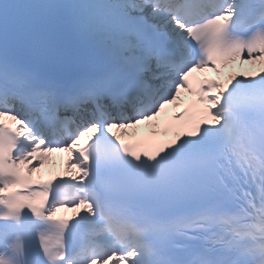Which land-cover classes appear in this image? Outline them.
Segmentation results:
<instances>
[{
  "label": "snow or ice",
  "instance_id": "6c2138e0",
  "mask_svg": "<svg viewBox=\"0 0 264 264\" xmlns=\"http://www.w3.org/2000/svg\"><path fill=\"white\" fill-rule=\"evenodd\" d=\"M0 264H264V0H0Z\"/></svg>",
  "mask_w": 264,
  "mask_h": 264
},
{
  "label": "bare ground",
  "instance_id": "6f19581e",
  "mask_svg": "<svg viewBox=\"0 0 264 264\" xmlns=\"http://www.w3.org/2000/svg\"><path fill=\"white\" fill-rule=\"evenodd\" d=\"M248 66L250 67L251 65H248ZM251 67H253V66H251ZM256 68L259 69V66L257 65Z\"/></svg>",
  "mask_w": 264,
  "mask_h": 264
}]
</instances>
